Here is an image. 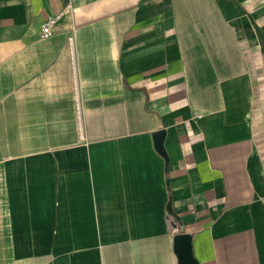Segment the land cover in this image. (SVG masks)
<instances>
[{"label":"crops","instance_id":"obj_1","mask_svg":"<svg viewBox=\"0 0 264 264\" xmlns=\"http://www.w3.org/2000/svg\"><path fill=\"white\" fill-rule=\"evenodd\" d=\"M0 264H264V0H0Z\"/></svg>","mask_w":264,"mask_h":264},{"label":"built area","instance_id":"obj_2","mask_svg":"<svg viewBox=\"0 0 264 264\" xmlns=\"http://www.w3.org/2000/svg\"><path fill=\"white\" fill-rule=\"evenodd\" d=\"M72 6L71 5H67L65 7V9H63V11L61 13H59V15L55 16V17H49L45 23L42 26L41 29V37L42 38H47L50 37L53 34V28L54 25L56 24V22L61 18V16L64 13H68L71 11Z\"/></svg>","mask_w":264,"mask_h":264},{"label":"water","instance_id":"obj_3","mask_svg":"<svg viewBox=\"0 0 264 264\" xmlns=\"http://www.w3.org/2000/svg\"><path fill=\"white\" fill-rule=\"evenodd\" d=\"M163 138H164V132H159L155 136V139H156V142L158 145V149L166 158V154L163 151ZM178 240L186 243V241L189 240V236H187V235L179 236ZM184 247L186 248V255L189 257V249L187 246H184Z\"/></svg>","mask_w":264,"mask_h":264}]
</instances>
